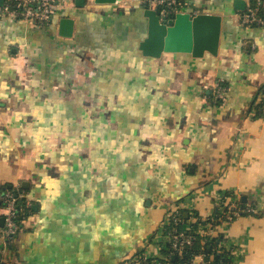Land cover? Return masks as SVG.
Segmentation results:
<instances>
[{"label":"crops","instance_id":"0c3cea01","mask_svg":"<svg viewBox=\"0 0 264 264\" xmlns=\"http://www.w3.org/2000/svg\"><path fill=\"white\" fill-rule=\"evenodd\" d=\"M187 1L223 17L217 57H144L140 0H67L46 29L0 18V186L32 204L11 247L0 232V263L163 259L170 208L190 223L232 192L260 212L215 238L240 246L237 264H264V30L238 24L236 0ZM218 81L229 88L216 107L206 95Z\"/></svg>","mask_w":264,"mask_h":264},{"label":"built area","instance_id":"2783aa9c","mask_svg":"<svg viewBox=\"0 0 264 264\" xmlns=\"http://www.w3.org/2000/svg\"><path fill=\"white\" fill-rule=\"evenodd\" d=\"M141 5L147 9H152L158 12V15L163 22H168L177 14L189 13L192 17L199 15V12L193 9L187 0H140ZM246 8L236 14V20L242 28H260L264 30V0H246ZM67 0H5L3 7H0V18H7L12 22H20L29 24L36 28L48 27L53 24L56 16L65 8H67ZM214 92L218 99L226 102L225 91L215 85ZM226 197L223 195L217 204V209L221 215L226 216V220L221 222V219H215L216 213H211L207 217L200 220L202 222L198 229L193 234L180 233L176 228L166 231L167 226L174 221L178 225L181 220L178 217L179 207L175 206L169 209L166 214V219L160 227L159 236L164 242V249L169 247L173 253L180 255L187 254L193 248L197 238L202 239L205 244L209 238H215L220 231L223 223L232 222L241 217L240 208L233 202L227 203ZM227 209V211H225ZM250 211V210H249ZM0 220H3V226L0 227V232L9 243L20 232L18 223L19 208L17 199L11 192H0ZM220 255L226 251L233 259L232 264H237L241 258L242 249L238 244L231 241L227 236L223 237L222 243L219 246ZM144 258L143 264L148 263ZM203 254L196 255L190 261V264L205 263ZM2 264V263H0Z\"/></svg>","mask_w":264,"mask_h":264},{"label":"water","instance_id":"95a60500","mask_svg":"<svg viewBox=\"0 0 264 264\" xmlns=\"http://www.w3.org/2000/svg\"><path fill=\"white\" fill-rule=\"evenodd\" d=\"M87 0H76V5L83 8ZM123 0H94L96 5H117ZM5 0H0L3 7ZM246 0H236L235 8L243 11ZM143 16L147 19V36L140 43L139 50L147 58L160 59L165 54H185L194 59H203L206 55H219L222 35L223 17L215 14H199L192 17L189 13L177 14L168 22H162L158 12L145 9ZM75 21L63 18L59 24V34L72 38ZM3 225V220H0ZM220 255V253H219Z\"/></svg>","mask_w":264,"mask_h":264},{"label":"trees","instance_id":"16d2710c","mask_svg":"<svg viewBox=\"0 0 264 264\" xmlns=\"http://www.w3.org/2000/svg\"><path fill=\"white\" fill-rule=\"evenodd\" d=\"M141 8L143 9V11L145 9H147L144 5H141ZM4 19H6V18H4ZM14 23H17V22H14ZM18 23H20V22H18ZM99 23H100V21L95 22L97 27H99ZM52 27H54V24H52L51 26H48V27H43V28L46 29V28H52ZM255 29H260V28L255 27ZM139 53L142 54L140 50H139ZM167 55L168 54H165L163 56H167ZM175 55H179V54H175ZM181 55H183V54H181ZM207 56H210V55H207ZM149 59H154V58H149ZM217 84L219 85V88H221L223 90L229 88L228 83H226L225 81H218L215 85H217ZM263 95H264V93H263ZM206 96H207V99L209 100V102L213 103L216 107H219L223 104V101L217 98V96L214 92V88L211 89L210 93L207 94ZM257 104L258 105L255 107L256 116L260 119H264V98L260 101V103H257ZM0 192H11V193H13L17 199V206L19 208L18 223L20 226V232L15 238H13L12 240L9 241V247H11L13 245V241L25 230L26 220L32 214V204H31V201L28 199L27 191L22 189V188H15V187L12 188V187H8V186H0ZM225 197H226V199L223 200V203L225 201V202L229 203V205L232 202L235 204V200L237 199V197L232 192L226 193ZM237 206L241 210V213H242L241 216L242 217L243 216L245 217L248 215L256 216L260 212V211H258V213H256L257 208L254 207V205H252V204L242 203V202L239 203L238 202ZM225 211H227V209ZM220 212L221 211L219 209L215 210V213L217 215V216H215V219H221V222H224L226 220L225 219L226 216L221 215ZM178 217L180 218L181 222L178 225H175L174 221L171 222L166 228L167 232H169L173 228H176L178 230V232H180V233L193 234L198 229V226L202 222V220H200L201 218L198 217L197 215H195L194 221L189 223L188 222L189 220L184 218L183 211L180 209H179ZM222 240L223 239L220 237L209 238L206 241V243L203 244L202 239L197 238L193 248L190 249L188 251V253L184 254V255L173 253L169 249V247H166L164 249L165 257H163V259H157V260L149 259V260H147V262L152 263V264H190V261L192 260V258L194 256L199 255V254H203L205 256L204 260H205L206 264H232L233 259L229 253H227L226 251L222 255H219V253H218L220 250L219 246L222 243Z\"/></svg>","mask_w":264,"mask_h":264},{"label":"rangeland","instance_id":"374dc122","mask_svg":"<svg viewBox=\"0 0 264 264\" xmlns=\"http://www.w3.org/2000/svg\"><path fill=\"white\" fill-rule=\"evenodd\" d=\"M254 248L256 249V251L259 250V247L256 245V243L253 245V249Z\"/></svg>","mask_w":264,"mask_h":264}]
</instances>
